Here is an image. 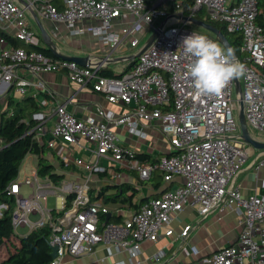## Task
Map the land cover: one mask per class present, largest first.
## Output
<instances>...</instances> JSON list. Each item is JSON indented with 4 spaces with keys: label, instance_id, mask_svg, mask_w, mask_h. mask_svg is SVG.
<instances>
[{
    "label": "built area",
    "instance_id": "1",
    "mask_svg": "<svg viewBox=\"0 0 264 264\" xmlns=\"http://www.w3.org/2000/svg\"><path fill=\"white\" fill-rule=\"evenodd\" d=\"M62 2L63 8H59L50 0H33L25 8L16 0H0V31L7 33L14 28L13 38L25 45H35L37 33L26 16L30 8L41 17L66 26L74 35H92L112 51L126 40L130 41V47H139L143 43L140 34L145 30L157 31L159 35L133 68L120 77H107L101 72V67L112 60L110 56L83 67L41 51L14 47L1 35L0 101L2 95L11 92L21 97L32 90L53 95L45 75L65 71L72 81L81 85L94 81V89L105 93L111 103L130 107L129 112L119 118L103 109H100L101 116L117 124H127L135 131L144 121L157 123L175 154L162 156L158 162H141L133 150L120 144L117 134L107 124L79 119L65 105H59L51 130L53 138L70 144L86 139L95 145L96 161H75L87 174L83 181H65L58 185L34 171L23 182L18 179L12 183L9 194L17 199L12 217L15 231L20 227L32 231L52 226L50 243L57 248L58 256L51 264H61L67 255L81 257L100 243L108 246L110 255L125 252L132 262L142 254V243L157 241L164 228L168 229L166 235L175 234L171 225L176 215L187 207H196L203 216L226 207L239 215L241 234L234 244L206 258V263L264 264V197L244 195L237 185L253 150L236 117L240 101L244 103L248 127L264 132V13L258 0H194L188 16L194 17L202 10L213 21L224 23L231 32L242 35L244 57L236 54L235 58L247 71L243 82L240 81L242 94L237 97L235 79L219 96L197 93L188 73L191 57L185 55L182 46L183 38L193 33L188 28V24L193 23L177 18L184 14L174 0ZM171 4L178 12L170 11ZM126 15L133 16L134 22L120 33L114 23ZM110 36L114 39L109 40ZM2 110L0 106V113ZM35 119L39 122L37 130L44 135L45 115L37 114ZM49 146L55 147V142ZM263 156L264 153L257 156L256 168L264 167ZM102 159L112 162L114 167L120 165L123 169L138 171L143 180L160 170L166 180L181 176L185 182L175 191H165L144 202L123 224L103 222L102 217L109 215L110 209L92 200L90 186L94 173L112 171V167L100 163ZM23 185L32 187L31 196L22 194ZM69 195H74V200L66 210ZM50 196L56 197L57 210L65 211L62 217L53 216V210L48 207ZM3 208L7 207L1 205L0 212ZM32 215H39L40 219L34 221ZM193 228L187 225L179 236L185 240ZM164 258V253H157L153 264H160Z\"/></svg>",
    "mask_w": 264,
    "mask_h": 264
},
{
    "label": "crops",
    "instance_id": "2",
    "mask_svg": "<svg viewBox=\"0 0 264 264\" xmlns=\"http://www.w3.org/2000/svg\"><path fill=\"white\" fill-rule=\"evenodd\" d=\"M16 1L20 6L28 8L29 3L33 0ZM26 16L27 22L37 33L34 46L49 49L36 21L39 18L59 53L67 57H88L89 60L83 67L110 56L112 60L101 67V72L114 76L123 75L133 68L131 66L134 61L130 58L144 47L154 33L152 30L143 31L140 34L143 43L137 48L130 47V41L126 40L116 51H112L110 46L101 43L92 35H74L66 26L57 25L41 17L30 8L27 9ZM133 22L134 17L126 15L115 21V30L122 33L129 29ZM15 31L16 29L13 28L7 33L12 36ZM119 65L122 67H118ZM118 69H120L119 72ZM45 80L52 89L53 95L32 90L27 96L21 97L17 93L11 92L2 95L0 106L3 108L2 112L5 111L9 97H14L18 101H24L29 96L36 99L41 107V112L38 114L46 117V122L43 125L44 135L36 128L37 137L47 146L49 150L48 160L54 165L56 172L65 177L63 182L83 181L87 174L75 164V161L83 159L88 162H95L96 158L93 152L95 145L84 138L73 144L53 138L51 130L56 121L55 109L59 105H65L68 111L79 119L93 120L96 124H107L117 134L122 146L133 150L136 155L149 157L146 161L138 159L141 162H158L162 156L174 153L173 146L169 139L161 133L157 123L144 121L135 131L127 124H117L101 116L100 109H103L119 118L127 114L130 107L124 103H111L105 93L94 89V81L81 85L72 81L65 71L46 74ZM51 142H55V147L49 146ZM261 153H264V150L256 151L253 149L245 170L239 175L237 185L244 195L255 194L264 197V167H255L257 165L255 164L256 158ZM100 163L106 167H112V171L104 174L94 173L91 176V196L96 197V201L105 204L110 209L109 216H116L121 224L130 219L147 200L157 198L165 191H175L185 182L181 176L166 180L160 170L155 171L152 178L143 180L138 171L123 169L120 165L114 167L112 162L105 159H102ZM37 168L34 171H37ZM125 190L127 196L133 198L132 203H106V198L123 195ZM0 214L2 215L1 212ZM35 216L38 218L34 221L40 219L39 215ZM239 221V215L236 211L226 207H220L208 216L201 215L196 207H187L176 215L171 225L175 234L166 235L168 229L164 228L157 241L142 243V254L133 259L132 262L125 252L110 255L108 246L100 243L93 246L90 253L81 257L67 255L61 264H118L121 262L126 264H153L154 256L159 252L165 255L160 264H208L205 261L206 258L212 257L221 248L228 247L238 240L242 231ZM187 225H192L194 228L184 240L179 235ZM196 250L198 254L195 253Z\"/></svg>",
    "mask_w": 264,
    "mask_h": 264
},
{
    "label": "trees",
    "instance_id": "3",
    "mask_svg": "<svg viewBox=\"0 0 264 264\" xmlns=\"http://www.w3.org/2000/svg\"><path fill=\"white\" fill-rule=\"evenodd\" d=\"M155 1L157 0H149L150 3H154ZM174 1L180 5L185 16L191 15L194 0ZM51 2L59 8H63L62 0H52ZM258 2L264 13V0H258ZM171 10L173 11L174 8H170ZM194 17L220 29L232 44L236 54L242 56V58L244 57L241 52L243 43L242 35L231 32L224 23L213 21L202 10L197 12ZM0 34L6 39L8 44L14 47H23L28 51L37 50L50 57H57L49 49L34 45H25L22 41L2 31H0ZM212 37L220 42L214 35ZM136 62L137 60L132 63L131 67ZM102 74L107 77L121 76H114L113 74L107 73ZM6 106L7 109L0 115V206L5 205L7 207L2 209V215L0 216V249L11 240L14 241V245L13 250L0 261V264H51L54 260L50 243L53 233L52 226L45 225L30 231L26 236L16 234L12 217L17 207V199L15 195L9 194V188L12 183L19 179L22 164L29 154L35 155L38 158L37 172L40 177H48L53 183L58 185L65 180V177L56 172V168L48 160L49 150L47 146L37 137L36 128L39 122L35 119V115L41 112V107L38 105L36 99L33 96H29L24 101H18L14 97H9ZM136 159L146 161L149 157L136 155ZM91 197L93 201H96V197ZM73 200L74 195L67 197L66 210L72 206ZM118 202L132 203L133 198L127 196L126 190L123 195L106 198L107 204ZM52 212L55 218L62 217L65 213V211H59L57 209H53ZM102 221L119 223L116 216L111 217L109 215H104Z\"/></svg>",
    "mask_w": 264,
    "mask_h": 264
},
{
    "label": "clouds",
    "instance_id": "4",
    "mask_svg": "<svg viewBox=\"0 0 264 264\" xmlns=\"http://www.w3.org/2000/svg\"><path fill=\"white\" fill-rule=\"evenodd\" d=\"M182 46L185 55L191 57L188 73L198 94L219 96L233 79L247 71L236 60L233 49L222 47L207 35L193 32L183 38Z\"/></svg>",
    "mask_w": 264,
    "mask_h": 264
},
{
    "label": "water",
    "instance_id": "5",
    "mask_svg": "<svg viewBox=\"0 0 264 264\" xmlns=\"http://www.w3.org/2000/svg\"><path fill=\"white\" fill-rule=\"evenodd\" d=\"M177 18L180 20H184V21H190L193 24H196L200 27H202L204 30H206L207 32L211 33L212 35H214L221 43L223 46H226L227 48H231L234 50L232 44L229 42V40L227 39V37L224 35V33L216 28L215 26H213L212 24L206 23L204 21H200L198 19H196L195 17H188L185 15H177ZM37 24L41 30L42 33V37L45 39V42L47 43L48 48L59 58H62L64 60H70V61H74L77 62L79 65L81 66H85L87 61L89 60L88 57H67L61 53H59L56 50L55 44L51 42V38L49 36V34L47 33V31H45L43 25L41 24L39 18L36 19ZM159 33L157 31H155L152 36L150 37V39L146 42V44L144 45V47L135 55H133L130 59L133 61H136L140 55L145 52L149 46L153 43V41L158 37ZM234 54L236 57V52L234 50ZM235 87H236V92L238 95L242 94V85L240 82V79L237 78L235 79ZM240 109H239V121L242 127V131H243V136L245 137V139L252 145L254 146L256 149L259 150H264V142H259L255 139H253L249 133V127L246 121V117H245V112H244V103L243 101H240ZM109 221V219H108ZM53 250V258H56L58 256V252H57V248L56 247H52Z\"/></svg>",
    "mask_w": 264,
    "mask_h": 264
},
{
    "label": "rangeland",
    "instance_id": "6",
    "mask_svg": "<svg viewBox=\"0 0 264 264\" xmlns=\"http://www.w3.org/2000/svg\"><path fill=\"white\" fill-rule=\"evenodd\" d=\"M170 8H174V10L173 11L171 10V12H178L176 7L173 6L172 4L170 5ZM188 28L190 30H192L193 32L212 36L211 33L207 32L202 27H200V26H198L196 24H188ZM118 67H122V66L119 65ZM119 71H120V69H118V72ZM240 81L243 82V78L242 77L240 78ZM235 97H237V92L235 93ZM18 98H20V96H18ZM236 117L237 118L239 117V112L238 111L236 112ZM240 129L242 130L241 125H240ZM249 133H250V135H251V137L253 139H255V140L259 141V142H264V132L256 130L255 128H253L252 126L249 125ZM253 149H255L256 151H260L259 149H256L254 146H253ZM36 168H37V158H35L34 155L30 154L24 160V162L22 164L19 181L23 182L24 179L27 176H31L32 172L34 170H36ZM32 193H33L32 187H30L28 185H23L22 194L25 197L31 196ZM48 207H49V209L58 208L55 196H50V198L48 200ZM1 213H2V211H1ZM0 216H1V214H0ZM37 218L38 217L34 215V216H32L31 219L35 220ZM30 231L31 230L28 227H20V228L17 229L16 234L21 235V236H26L27 234L30 233ZM13 245H14V241L11 240V241L7 242L6 245L2 249H0V261L3 260L9 254L10 251L13 250Z\"/></svg>",
    "mask_w": 264,
    "mask_h": 264
}]
</instances>
